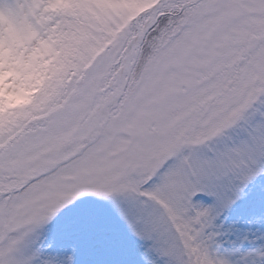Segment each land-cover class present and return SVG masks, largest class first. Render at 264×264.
<instances>
[{
    "label": "snow or ice",
    "instance_id": "obj_1",
    "mask_svg": "<svg viewBox=\"0 0 264 264\" xmlns=\"http://www.w3.org/2000/svg\"><path fill=\"white\" fill-rule=\"evenodd\" d=\"M0 264H264V0H0Z\"/></svg>",
    "mask_w": 264,
    "mask_h": 264
}]
</instances>
